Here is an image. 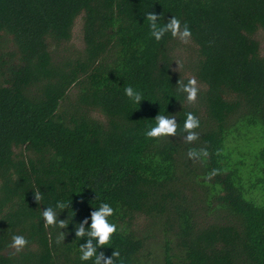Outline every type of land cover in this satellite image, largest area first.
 Wrapping results in <instances>:
<instances>
[{
    "label": "trees",
    "instance_id": "16d2710c",
    "mask_svg": "<svg viewBox=\"0 0 264 264\" xmlns=\"http://www.w3.org/2000/svg\"><path fill=\"white\" fill-rule=\"evenodd\" d=\"M153 11L187 23L190 43L157 42ZM261 33L264 0H0V264H92L75 227L101 203L117 232L98 251L116 264H264ZM193 76L194 105L176 85ZM188 112L194 144L145 135L157 114L182 128ZM201 147L206 164L187 156ZM58 201L67 229L44 225ZM14 235L29 244L10 256Z\"/></svg>",
    "mask_w": 264,
    "mask_h": 264
},
{
    "label": "clouds",
    "instance_id": "9594fccd",
    "mask_svg": "<svg viewBox=\"0 0 264 264\" xmlns=\"http://www.w3.org/2000/svg\"><path fill=\"white\" fill-rule=\"evenodd\" d=\"M146 20L150 28L151 36L157 41H161L166 34H170L173 38L179 40L183 44H189L192 38L191 30L187 23L181 24L180 19L175 16H171L166 23H160L161 14H157L154 11L148 12ZM177 71L183 64L180 61H176ZM177 92L184 94L186 101L189 104H195L197 102L199 93L201 91V85L197 79L193 76L188 79L187 83L182 80H178ZM125 95L135 104H138L143 100L140 92L136 91L131 86L125 88ZM155 125L151 126L145 133L148 138L160 140L162 138L176 137L178 132L183 133V139L186 144H194L199 140L200 120L192 112L186 114V118L183 122V126L178 124L175 116L156 115ZM220 154L219 151L216 153ZM187 156L194 162L206 164L210 158V153L206 147L190 148L187 152ZM221 170L212 169L205 177L206 181H211L215 176L219 175ZM33 199L37 204L43 200L42 192L39 188L33 190ZM67 208H70V203L65 204L62 201H58L55 207L48 206L43 209L42 217L45 227L67 229L69 221L67 219H59V213ZM115 215V209L108 203H101L98 208L90 213L89 218H84L78 226L75 227V237L81 239L85 238V243L79 245L80 260L92 261V264H116L117 259L120 257V252L113 250L111 256H106L104 251H98L100 248L111 246L113 236L117 232V226L110 221V217ZM67 233L60 231L57 243L64 241ZM29 241L23 235H14L12 237L9 248L11 252L10 256H15L22 253L28 246Z\"/></svg>",
    "mask_w": 264,
    "mask_h": 264
},
{
    "label": "rangeland",
    "instance_id": "374dc122",
    "mask_svg": "<svg viewBox=\"0 0 264 264\" xmlns=\"http://www.w3.org/2000/svg\"><path fill=\"white\" fill-rule=\"evenodd\" d=\"M73 33H74V35H73V40L75 41V42H79V36H78V34H77V31H76V29H75V31H73ZM259 40H260V44H261V48H262V50H264V35L261 33L260 35H259ZM79 44V43H78ZM145 222V220H144V217H139V218H137V220H136V224H137V226H139V227H141V229L144 227V226H151V224H147V225H144L143 223Z\"/></svg>",
    "mask_w": 264,
    "mask_h": 264
}]
</instances>
